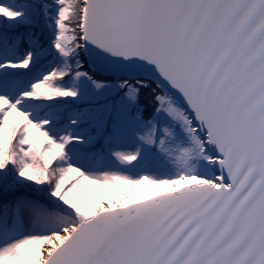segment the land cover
<instances>
[{"label": "snow or ice", "instance_id": "6c2138e0", "mask_svg": "<svg viewBox=\"0 0 264 264\" xmlns=\"http://www.w3.org/2000/svg\"><path fill=\"white\" fill-rule=\"evenodd\" d=\"M0 264H264V0H0Z\"/></svg>", "mask_w": 264, "mask_h": 264}, {"label": "rangeland", "instance_id": "374dc122", "mask_svg": "<svg viewBox=\"0 0 264 264\" xmlns=\"http://www.w3.org/2000/svg\"><path fill=\"white\" fill-rule=\"evenodd\" d=\"M150 191H155V189L152 188L151 185H147L146 186ZM125 190L129 193L133 192V191H136V192H140V193H143V189L142 188H139V187H136V188H133L132 186H125ZM120 198V197H118ZM122 199V198H121Z\"/></svg>", "mask_w": 264, "mask_h": 264}]
</instances>
